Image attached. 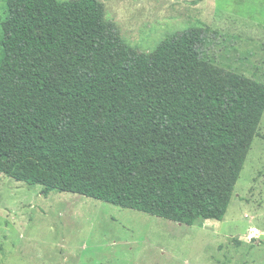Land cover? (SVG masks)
<instances>
[{"label":"trees","instance_id":"trees-1","mask_svg":"<svg viewBox=\"0 0 264 264\" xmlns=\"http://www.w3.org/2000/svg\"><path fill=\"white\" fill-rule=\"evenodd\" d=\"M0 174L178 224L221 221L264 111L202 26L138 53L99 0H6Z\"/></svg>","mask_w":264,"mask_h":264},{"label":"rangeland","instance_id":"rangeland-1","mask_svg":"<svg viewBox=\"0 0 264 264\" xmlns=\"http://www.w3.org/2000/svg\"><path fill=\"white\" fill-rule=\"evenodd\" d=\"M99 1L138 53L202 26L209 62L264 83V0ZM0 264H264V111L221 221L186 226L0 174Z\"/></svg>","mask_w":264,"mask_h":264}]
</instances>
